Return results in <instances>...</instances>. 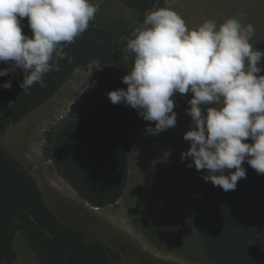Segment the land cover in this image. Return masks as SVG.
Listing matches in <instances>:
<instances>
[{
    "label": "trees",
    "instance_id": "obj_1",
    "mask_svg": "<svg viewBox=\"0 0 264 264\" xmlns=\"http://www.w3.org/2000/svg\"><path fill=\"white\" fill-rule=\"evenodd\" d=\"M173 1L169 0V5ZM122 3L134 12V24L91 21L73 43L62 45L67 55L56 60L59 71L45 75L44 87L35 84L23 92L20 83L24 74L19 69L0 77V264L15 261L12 244L18 233L27 241L37 264H125L113 247L96 238L103 230L109 233L110 228L92 215L78 223L57 210L45 198L35 173L22 162L18 146L5 141L8 130L48 102L76 70L99 63L101 72L95 84L62 124L46 134L44 153L91 207L101 209L119 202L129 184V150L141 116L125 103L113 104L107 94L127 89L122 78L132 70L135 58L127 41L143 25L145 13L169 6L165 0ZM20 22L23 34L31 37L28 18ZM260 66L264 68V57ZM7 67L0 62V69ZM6 81H11L10 89L2 86ZM18 136L23 144V134ZM247 142L253 141L249 138ZM242 166L246 178L227 192L206 182L202 177L207 170L198 171L194 162L186 174V209L211 264H264V174H257L246 161Z\"/></svg>",
    "mask_w": 264,
    "mask_h": 264
},
{
    "label": "clouds",
    "instance_id": "obj_2",
    "mask_svg": "<svg viewBox=\"0 0 264 264\" xmlns=\"http://www.w3.org/2000/svg\"><path fill=\"white\" fill-rule=\"evenodd\" d=\"M98 11L90 0H0V62L9 65L0 77L19 69L23 92L35 84L44 87L45 75L59 71L56 60L67 55L62 45L82 35ZM24 17L31 37L22 32ZM254 31L237 18L189 29L171 6L150 10L127 41L135 54L132 70L122 78L127 89L107 94L113 104L125 103L155 122L146 131L159 134L177 123L174 94L191 92L186 113L192 126L184 135L191 147L181 158L207 170L202 178L226 192L246 178L245 161L264 174V75H258L264 51L253 49ZM2 86L10 89L11 81Z\"/></svg>",
    "mask_w": 264,
    "mask_h": 264
},
{
    "label": "rangeland",
    "instance_id": "obj_3",
    "mask_svg": "<svg viewBox=\"0 0 264 264\" xmlns=\"http://www.w3.org/2000/svg\"><path fill=\"white\" fill-rule=\"evenodd\" d=\"M90 2L99 5L95 16L99 24H134L135 14L122 0ZM169 6L182 16L189 29L208 20H214L219 27L229 18H237L245 26L251 24L255 31L250 43L253 49L264 51V0H174ZM100 72L99 63L76 70L48 102L8 130L6 143L18 146L22 162L35 173L45 198L57 210L78 223L92 215L110 228L109 233L103 230L96 238L113 247L125 264H211L186 209L185 178L193 161L181 157L191 147L190 141L184 139L192 126V118L186 113L191 107V92L174 94L177 123L172 128L151 134L146 129L154 128L155 122L140 117L129 150V184L113 206L91 207L45 156L46 134L62 124ZM18 134H23V144ZM12 247L16 256L12 264H37L20 233L15 235Z\"/></svg>",
    "mask_w": 264,
    "mask_h": 264
},
{
    "label": "bare ground",
    "instance_id": "obj_4",
    "mask_svg": "<svg viewBox=\"0 0 264 264\" xmlns=\"http://www.w3.org/2000/svg\"><path fill=\"white\" fill-rule=\"evenodd\" d=\"M65 187V186H64ZM96 210V209H95Z\"/></svg>",
    "mask_w": 264,
    "mask_h": 264
}]
</instances>
